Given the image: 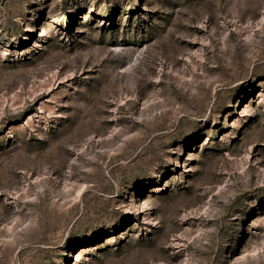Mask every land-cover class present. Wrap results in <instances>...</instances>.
Instances as JSON below:
<instances>
[{
	"label": "rangeland",
	"instance_id": "1",
	"mask_svg": "<svg viewBox=\"0 0 264 264\" xmlns=\"http://www.w3.org/2000/svg\"><path fill=\"white\" fill-rule=\"evenodd\" d=\"M0 264H264V0H0Z\"/></svg>",
	"mask_w": 264,
	"mask_h": 264
}]
</instances>
